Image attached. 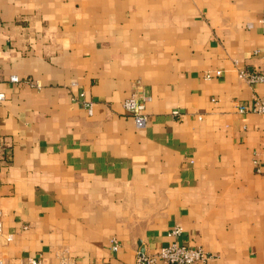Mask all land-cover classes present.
<instances>
[{
	"label": "crops",
	"instance_id": "0c3cea01",
	"mask_svg": "<svg viewBox=\"0 0 264 264\" xmlns=\"http://www.w3.org/2000/svg\"><path fill=\"white\" fill-rule=\"evenodd\" d=\"M238 68L264 70V0H0L3 264H134L174 238L264 264V119L237 107L264 86Z\"/></svg>",
	"mask_w": 264,
	"mask_h": 264
},
{
	"label": "built area",
	"instance_id": "2783aa9c",
	"mask_svg": "<svg viewBox=\"0 0 264 264\" xmlns=\"http://www.w3.org/2000/svg\"><path fill=\"white\" fill-rule=\"evenodd\" d=\"M238 77L244 80L247 83H261L264 86V70L256 71L247 68H238L237 69ZM220 71H216L214 74L207 72L205 74L206 78L212 77L213 75H220ZM10 82L18 83L20 79L12 75L9 78ZM148 96L136 90H133L127 97L123 100V108L127 111L129 115L134 120L136 127H143L146 121V115L144 113L146 101ZM5 99V93L0 91V102ZM88 111L91 110V103L87 105ZM238 110L240 112H255L260 114L264 119V97L255 96L251 105L241 104L238 105ZM181 112L174 110V115H180ZM254 163H257V160L254 159ZM181 233L180 226H174L168 233L170 237H176ZM11 238L10 234L4 233L3 223L0 213V244L9 241ZM111 250L116 251L118 249V242L115 239L110 240ZM212 255L205 251L201 246H187L179 244L175 241L169 242L167 245L161 247L157 252L151 253L147 251L138 250L136 252L134 264H209L212 259ZM0 264H3L2 259L0 258ZM24 264H46L43 262L41 257H30ZM59 264H73L69 262L66 254L62 255L59 260Z\"/></svg>",
	"mask_w": 264,
	"mask_h": 264
}]
</instances>
